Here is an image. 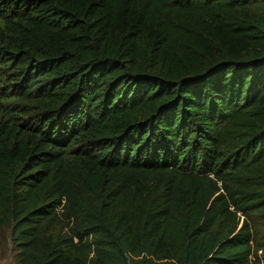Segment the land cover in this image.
<instances>
[{"label":"trees","instance_id":"obj_1","mask_svg":"<svg viewBox=\"0 0 264 264\" xmlns=\"http://www.w3.org/2000/svg\"><path fill=\"white\" fill-rule=\"evenodd\" d=\"M1 238L264 264V0H0Z\"/></svg>","mask_w":264,"mask_h":264},{"label":"rangeland","instance_id":"obj_2","mask_svg":"<svg viewBox=\"0 0 264 264\" xmlns=\"http://www.w3.org/2000/svg\"><path fill=\"white\" fill-rule=\"evenodd\" d=\"M16 251L13 249L10 238L0 239V264H17Z\"/></svg>","mask_w":264,"mask_h":264}]
</instances>
